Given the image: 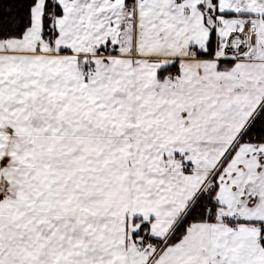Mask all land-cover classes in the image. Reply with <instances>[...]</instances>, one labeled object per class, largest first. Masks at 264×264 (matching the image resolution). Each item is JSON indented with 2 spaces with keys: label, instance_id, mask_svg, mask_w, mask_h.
Segmentation results:
<instances>
[{
  "label": "snow or ice",
  "instance_id": "snow-or-ice-1",
  "mask_svg": "<svg viewBox=\"0 0 264 264\" xmlns=\"http://www.w3.org/2000/svg\"><path fill=\"white\" fill-rule=\"evenodd\" d=\"M0 264H264V0H0Z\"/></svg>",
  "mask_w": 264,
  "mask_h": 264
}]
</instances>
